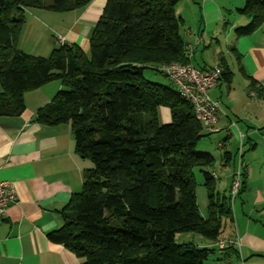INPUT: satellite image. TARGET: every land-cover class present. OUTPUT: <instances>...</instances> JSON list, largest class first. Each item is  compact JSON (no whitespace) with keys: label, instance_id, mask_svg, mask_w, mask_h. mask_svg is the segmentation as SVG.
Masks as SVG:
<instances>
[{"label":"trees","instance_id":"16d2710c","mask_svg":"<svg viewBox=\"0 0 264 264\" xmlns=\"http://www.w3.org/2000/svg\"><path fill=\"white\" fill-rule=\"evenodd\" d=\"M91 1L0 0V117L20 116L26 93L60 81L33 122L68 125L75 154L92 164L82 172L81 191L61 211L62 227L48 240L83 264H204L215 249L177 245L174 235L222 240L219 216L233 223L230 190L217 191L214 158L195 152L209 133L190 104L176 88L143 78L147 68L161 72V66L190 63L175 15L182 0H107L88 53L65 44L46 58L17 49L27 9L67 13ZM238 12L251 20L235 30L243 36L264 23V0H245ZM219 68L220 79L229 82L231 74ZM250 87L264 100V88ZM160 107L169 111L170 123L159 124ZM221 158L227 163L230 153ZM196 169L207 193L206 219L195 203ZM245 190L242 173L234 198Z\"/></svg>","mask_w":264,"mask_h":264},{"label":"crops","instance_id":"0c3cea01","mask_svg":"<svg viewBox=\"0 0 264 264\" xmlns=\"http://www.w3.org/2000/svg\"><path fill=\"white\" fill-rule=\"evenodd\" d=\"M185 1V7L194 15L192 18L197 26L195 31H184L185 39L181 35L186 48H189L186 51L188 61L193 66L192 60L201 49V66L194 68L208 69L217 65L231 74L229 82L224 80L225 86L220 84L219 79L208 92L209 98L218 105L217 122L212 132L218 127L224 141L232 136L242 145H251L250 134L264 127V107L259 104H264V100L250 87L254 82L264 88V23L248 34L238 36L235 30L251 23L247 16L238 12L242 4L239 5V0L236 3L223 0ZM106 2L92 0L81 9L55 13L61 15L53 23L56 47L59 45L55 40L61 37L65 45L76 46L88 53L90 35ZM234 9L237 16L229 19ZM220 24L226 34L223 40L226 50L220 47L218 53H214L212 43L219 47L214 29ZM209 26L214 29L209 30ZM236 74L241 79L233 85ZM48 84L34 90L37 94H30L38 97L34 105L28 107L24 96L25 109L20 116L0 117V181L10 183L15 191V202L8 206L5 217L0 218V264L84 262L83 258L76 257L60 244L50 242L47 237L62 227L61 211L71 195L81 191L85 169L84 159L74 152L68 125L43 126L33 122L35 112L49 103L54 93L61 89L60 81ZM218 146L222 148L224 144L218 143ZM242 173L245 174V171ZM213 174L216 180L218 175ZM245 175L248 177L247 173ZM255 192L254 205L248 198L244 203L250 211L252 205L255 208L264 200L261 190L256 188ZM248 214L251 218V212ZM233 225L232 234L222 240H232L238 245L219 250L214 243L203 242L201 247L215 249L204 264H264V220H233Z\"/></svg>","mask_w":264,"mask_h":264},{"label":"rangeland","instance_id":"374dc122","mask_svg":"<svg viewBox=\"0 0 264 264\" xmlns=\"http://www.w3.org/2000/svg\"><path fill=\"white\" fill-rule=\"evenodd\" d=\"M234 1L236 0H223ZM185 0L180 1L175 7V15L176 17L182 19L183 24L180 27V34L184 38V31L186 29L195 31L194 29L197 27L195 21L193 20V16L185 7ZM238 2V0H237ZM242 2L239 8L244 6L245 0H239V5ZM236 9V8H235ZM233 10L234 13H230L229 19L236 17V10ZM57 16H61L60 14L49 13L48 11L38 10V9H27L24 14V22L21 24L20 34L17 40V49L29 54L34 57L46 58L48 57L54 48H57L53 35H55L56 28L53 23H56ZM212 26V25H211ZM209 26L210 29H214ZM222 24L218 25L214 31V38L218 39L219 47L214 46L212 43V51L214 53H218L220 47L226 50L224 47V37L225 33L221 30ZM202 30H204V26H202ZM219 31V32H218ZM213 33V31H212ZM207 34L205 36L204 45H207L208 41ZM212 37V36H211ZM185 39V38H184ZM213 42V41H212ZM208 47V46H207ZM200 50H198L194 60H192L193 66L199 68L201 63L199 61ZM209 53V52H208ZM205 54V52H203ZM206 55V54H205ZM209 55H211L209 53ZM201 57H204L201 55ZM209 62V61H208ZM143 78L145 81L153 84H158L163 87H172L175 88L173 83L164 76V73L159 72L155 69H144L143 70ZM241 79V77L236 74L234 78L233 85H237V81ZM53 82V81H52ZM53 84V83H51ZM48 84L49 86H52ZM220 84L225 86V82L221 79ZM47 85V86H48ZM48 88V87H46ZM57 92L54 93V95ZM36 91H31L26 93L24 96L26 98L27 106L30 107L34 105L33 102L36 101L37 95ZM53 95V96H54ZM31 96V97H30ZM52 96V97H53ZM262 102V101H259ZM262 107H264L263 103H259ZM158 119L159 124L164 125L171 122L169 111L165 108H158ZM217 131L209 133L207 136L201 138L195 147V152L198 154H208L214 158L213 167L210 168V171L215 172L218 175L216 179V189L218 192L222 193V191H229L231 187V183L234 179L238 178L241 185V174L242 171L247 173L248 177H246L247 188L245 192L239 197H231V220H264V200L259 203V206L254 208V195L257 197L256 188L261 190L262 196H264V127L260 130H255L249 139H251V145L247 143L240 144V142L232 137L228 138L224 141V136L222 131ZM218 143H223L224 146L219 148ZM224 152L230 153L231 158L226 162L221 158V155ZM92 164L88 159H84V168H91ZM231 172V173H230ZM230 173V174H229ZM232 174V175H231ZM193 177L195 181V203L198 208V212L203 219L208 218V210H207V193L206 189L203 186V180L201 174L198 169L194 170ZM224 191V192H225ZM256 193V194H255ZM222 196V194H221ZM250 199V203L253 204L251 206V211L249 207H247L246 200ZM233 203V204H232ZM245 203V204H244ZM251 212V218L249 214ZM222 224L223 232L221 233L222 239L227 238L232 234V229L234 228L233 223H230L224 216H219V219ZM228 241V240H225ZM174 242L177 245L181 244H193L198 247H201L203 242H208L205 238L201 237L198 234L191 232H176L174 235Z\"/></svg>","mask_w":264,"mask_h":264},{"label":"built area","instance_id":"2783aa9c","mask_svg":"<svg viewBox=\"0 0 264 264\" xmlns=\"http://www.w3.org/2000/svg\"><path fill=\"white\" fill-rule=\"evenodd\" d=\"M56 44L62 46L64 38L57 37ZM189 50V48H186ZM167 78L173 83L180 97L191 106L192 113L196 120L201 122L206 132L213 130L217 122L218 105L212 101L208 92L214 88L220 79V68L213 65L208 69H196L190 63H171L160 67ZM240 188L239 179L231 183L230 195L235 197ZM15 202V191L8 182L0 181V218L5 217L8 206ZM238 245L232 240H220L214 245L221 250L229 245Z\"/></svg>","mask_w":264,"mask_h":264}]
</instances>
